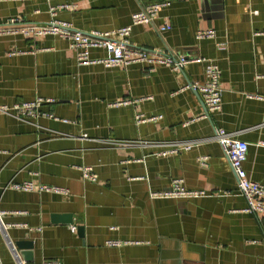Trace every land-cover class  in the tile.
<instances>
[{
    "label": "crops",
    "instance_id": "1",
    "mask_svg": "<svg viewBox=\"0 0 264 264\" xmlns=\"http://www.w3.org/2000/svg\"><path fill=\"white\" fill-rule=\"evenodd\" d=\"M157 1L166 4L151 24L131 25L132 13ZM59 5L68 7L52 14ZM14 17L87 33L131 25V45L203 57L221 70L222 106L202 117L185 85L205 81L204 63L179 73L145 61L83 66L66 38L0 35V105L52 99L34 119L0 113V218L14 245L32 242L28 264H264V220L245 211L212 138L221 127L244 140L243 167L264 186V0H0V24ZM165 20L171 28L161 31ZM206 28L215 36L197 39ZM137 114L156 118L136 123ZM179 141L190 148L171 151ZM83 165L96 182L82 179ZM175 179L201 194L166 195ZM28 180L68 195L5 187ZM0 264H15L1 228Z\"/></svg>",
    "mask_w": 264,
    "mask_h": 264
},
{
    "label": "built area",
    "instance_id": "2",
    "mask_svg": "<svg viewBox=\"0 0 264 264\" xmlns=\"http://www.w3.org/2000/svg\"><path fill=\"white\" fill-rule=\"evenodd\" d=\"M166 4L165 1H157L146 4L131 15V25L136 24H151L157 17V14L162 6ZM67 5L51 6L50 12L52 14L58 8H67ZM131 25L119 27L112 31H91L83 32L73 29L70 23L57 19H51L47 23L35 24L25 22L20 17L10 18L4 23L0 24V35H21L24 37H38L44 35H56L66 38L69 41V46L74 50L78 65L98 64L105 68H113L117 66H127L138 61H145L148 63L163 65L170 68L174 72H181L184 65L190 61H197L204 63L205 81L198 83L196 81L189 82L185 85L192 89L200 98L203 105L202 117H209L211 113L220 110L222 106V89L220 88L221 70L218 64L206 58H189L184 54H177L173 51H156L145 49L142 47L133 46L128 41V36L131 31ZM171 28L170 22L165 20L159 26V30H168ZM117 36L118 39L113 38ZM215 31L213 29H197L195 37L213 38ZM92 49L106 50L107 54L99 58H92L90 51ZM18 51L12 50L8 54L14 55ZM46 102H52V99H45L37 96L35 99L26 102L14 103L11 105H0V113L11 114L20 120H29L44 114L41 111V106ZM47 114V113H45ZM156 117H146L143 114L135 116L136 123L155 119ZM212 138L220 145L225 153L230 167L234 172L239 191L244 195L247 206L245 211L253 212L261 215L264 220V186L259 182L252 180L243 167V162L246 159L247 143L244 140L237 138L234 133H229L221 127H215ZM264 144V142H261ZM190 144L183 141L175 142L171 151L179 149L187 150ZM207 157L200 158V162L205 165ZM81 176L83 180L96 182V174L92 168L87 165L80 167ZM6 188H11L20 191H37V192H54L68 195V190L63 187L51 186L43 183H34L31 180L23 182H9ZM156 194V193H153ZM169 196L175 195H200L198 191H187L181 185L180 179H175L172 183V188L165 193ZM1 213V211H0ZM0 228L3 232L5 244L10 249L15 264H26L21 258L15 245L8 239L6 235L5 225L1 222ZM41 228H38L40 230ZM76 225H70L72 232L76 231ZM106 244L109 246H118L123 244L119 240H107ZM50 264H55L50 262Z\"/></svg>",
    "mask_w": 264,
    "mask_h": 264
},
{
    "label": "water",
    "instance_id": "3",
    "mask_svg": "<svg viewBox=\"0 0 264 264\" xmlns=\"http://www.w3.org/2000/svg\"><path fill=\"white\" fill-rule=\"evenodd\" d=\"M17 244V245H16ZM15 246L16 248L19 249H31L32 248V242L31 241H21V243H16ZM22 259L28 264V262H34V255L33 251L31 250H26V251H18Z\"/></svg>",
    "mask_w": 264,
    "mask_h": 264
}]
</instances>
